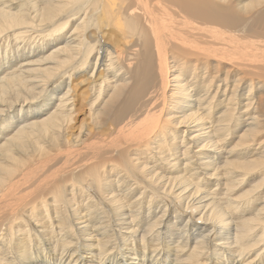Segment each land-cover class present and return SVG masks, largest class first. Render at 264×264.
<instances>
[{"label": "bare ground", "instance_id": "obj_1", "mask_svg": "<svg viewBox=\"0 0 264 264\" xmlns=\"http://www.w3.org/2000/svg\"><path fill=\"white\" fill-rule=\"evenodd\" d=\"M50 256L264 264V0H0V264Z\"/></svg>", "mask_w": 264, "mask_h": 264}, {"label": "rangeland", "instance_id": "obj_2", "mask_svg": "<svg viewBox=\"0 0 264 264\" xmlns=\"http://www.w3.org/2000/svg\"><path fill=\"white\" fill-rule=\"evenodd\" d=\"M122 252V251H121ZM119 256H120V258L122 259V260H126L127 259V257H126V255H124V253H121L120 255H118V258H119ZM124 258H126V259H124ZM45 257H36L35 259V261L33 262V264H37V262H38V264H56V260H55V258H57V257H53V256H50V258H48L49 259V261H47V260H45L44 259ZM18 264H21V263H18ZM25 264H27V263H25Z\"/></svg>", "mask_w": 264, "mask_h": 264}]
</instances>
